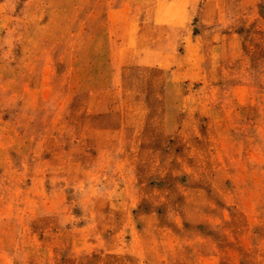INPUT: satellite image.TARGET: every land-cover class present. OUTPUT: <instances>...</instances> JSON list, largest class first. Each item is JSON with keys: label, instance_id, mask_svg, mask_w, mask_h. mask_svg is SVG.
Listing matches in <instances>:
<instances>
[{"label": "rangeland", "instance_id": "1", "mask_svg": "<svg viewBox=\"0 0 264 264\" xmlns=\"http://www.w3.org/2000/svg\"><path fill=\"white\" fill-rule=\"evenodd\" d=\"M0 264H264V0H0Z\"/></svg>", "mask_w": 264, "mask_h": 264}]
</instances>
